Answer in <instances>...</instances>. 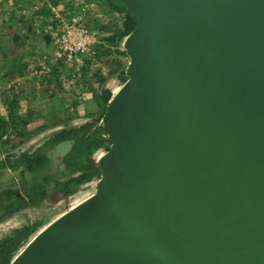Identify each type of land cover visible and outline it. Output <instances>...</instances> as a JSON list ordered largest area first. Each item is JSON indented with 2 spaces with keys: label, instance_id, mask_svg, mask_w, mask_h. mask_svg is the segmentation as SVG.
<instances>
[{
  "label": "water",
  "instance_id": "95a60500",
  "mask_svg": "<svg viewBox=\"0 0 264 264\" xmlns=\"http://www.w3.org/2000/svg\"><path fill=\"white\" fill-rule=\"evenodd\" d=\"M115 1L100 179L7 264H264V0Z\"/></svg>",
  "mask_w": 264,
  "mask_h": 264
},
{
  "label": "trees",
  "instance_id": "16d2710c",
  "mask_svg": "<svg viewBox=\"0 0 264 264\" xmlns=\"http://www.w3.org/2000/svg\"><path fill=\"white\" fill-rule=\"evenodd\" d=\"M97 2L111 13L126 15L122 33L108 38L106 42L109 46L105 49H103V43L98 44L96 47L98 59L103 64L104 56L111 55V51L117 55H126L125 51L121 50V44L136 24L133 18L115 0H98ZM41 12L42 10L38 13ZM14 44L18 47L24 46V42L17 37L14 38ZM22 57L12 59L7 71L0 75L1 79L16 78L22 73L25 74V70L28 69L29 65L21 62ZM117 67L106 74L100 71L93 76L99 89L97 93L92 94V98L96 103L101 101L104 109L103 113L106 110L107 101L113 94L111 90L106 88V85L111 80L112 73L117 70ZM126 67L120 72L123 83L128 80L125 74ZM63 74L64 66L59 63L54 64L52 73L46 78L48 85L55 89H63ZM81 80L83 82L88 81L86 77ZM79 81L76 83H79ZM17 91L16 88H11L8 90V94L3 96L8 115L4 116L0 113V173L3 171L17 174V177H11L9 183L3 182L0 174V223L22 210L40 207L52 194L62 195L64 198L69 199L82 187L89 188L93 182L100 179L101 169L97 164V160L102 152L109 150L111 145V142L98 128L103 113L79 125H73L74 115H68L56 122L43 124L39 128L30 130L29 120L34 115L30 110L24 113L21 112L20 92ZM91 102L88 101V103ZM77 105H79V102L76 100L74 106L77 108ZM57 127L62 128L54 131L42 146L34 150L30 148L23 150V146L31 139ZM66 142L71 143L72 146L69 153L63 158L65 169L61 173L63 178H57L52 174H42L51 163L45 149ZM50 219L51 217L26 225L20 230H14L2 237L0 239V264H7L13 254L21 248L32 234Z\"/></svg>",
  "mask_w": 264,
  "mask_h": 264
},
{
  "label": "rangeland",
  "instance_id": "374dc122",
  "mask_svg": "<svg viewBox=\"0 0 264 264\" xmlns=\"http://www.w3.org/2000/svg\"><path fill=\"white\" fill-rule=\"evenodd\" d=\"M20 2L22 4H29V5H26V6L24 5L23 9L19 10L17 14L15 13V15H12V8L16 6L21 7L20 3L19 4L13 3L12 0H0V24H1V27H0V71H1V74L7 71V68L12 63L13 58H17L21 56L26 58L25 56L28 55L30 57L28 68L31 69L30 70L31 72L33 69L38 68L41 64L51 63L55 57V46H54L52 38L54 37L56 33L54 29H56L55 24L57 21L54 20L53 22H50V19L54 18V15H55V13L50 8L49 4L51 3L49 2V0H39L38 2H35V3L28 2L27 0H20ZM36 6L37 7L41 6V7L37 10L35 9ZM23 10L26 12L25 15H23ZM40 10H43L45 12L48 18L47 23L51 26V28L48 25V27L44 29L45 27L43 28L44 26L43 24L41 25V27L39 25L40 27V29H38L39 32L35 33L37 35V38L35 39V41L29 43L25 39V36H26L25 29L22 30L23 27L22 29H20L19 26H16L12 22V16L16 19L17 16L20 14L22 18H20L17 23L23 26L24 25L27 26L29 23L32 24L34 21L44 22L42 21V18L40 16H39V19L37 18L36 14ZM61 16L63 18H66L63 15ZM66 19H69V18H66ZM43 20H44V16H43ZM15 37L21 39L22 42H24L23 47H18L14 44ZM103 44H104L103 49L109 46L107 42ZM41 48H45V50L41 51ZM40 51L45 53V55L41 56ZM103 60H104L103 67H104L105 74L108 73L109 71L114 70L118 66L117 70L112 73L113 75L111 76V80L106 85V88H108L112 92H115L123 84L122 82L123 78L120 72L128 65L129 57L127 55H117L113 51H111V55L104 56ZM30 74H31L30 76H32L33 79H36L35 74H33L32 72ZM37 78L39 77L37 76ZM6 80L8 79L3 80L0 77V83H5ZM98 89H99L98 83L94 81V78H91V79L88 78V81L83 82V83L79 81L78 84L76 83L74 84L72 90L68 89L69 91L67 93H70V98H68L69 104H67L68 109L66 111H68L71 115H74L75 119L72 122L73 125L83 124L87 120H90L91 118H96L101 113H103L104 109H103V104L101 103V101L96 103V101L95 100L93 101V98H92V94L97 93ZM17 90L19 91V89ZM73 99L74 101L77 100L79 102V105H77L78 106L77 108L74 106V104H72ZM88 101H92V102L88 103ZM57 102L60 108H65L62 105V104L65 105V102L62 103L61 101H58V100ZM23 110L24 112L27 111L26 108ZM32 112L34 116H32L29 120L30 130H34L43 125L40 122L39 113L37 111H32ZM61 128L62 127H57L55 129L48 130L39 136L34 137L25 146H23V150L29 149V148L34 150L42 146L50 138L51 134L54 131L60 130ZM71 146H72L71 143L66 142V143H61L59 145H56L55 147L53 146L47 147L45 150L47 151L46 153L49 156L51 163L49 164V166L46 168V170L42 174H52L53 176L62 179L63 175H61V173L65 170L64 165H63V158L65 157V155L69 153V151L71 150ZM0 174L2 175L1 176L2 181L5 183H9L12 176L17 177V174H12L10 172L2 171ZM95 183L96 182H93L89 188L82 187L75 195L69 197V199L64 198L62 195L52 194L49 196L48 199H46L41 204L40 207L25 209L15 214L13 217H10L9 219L0 223V239L14 230H20L26 225L34 224V223L39 222L40 220H46L50 217L52 219L59 213L63 212L64 209L67 210L69 207H71L76 202L93 194L94 189H95Z\"/></svg>",
  "mask_w": 264,
  "mask_h": 264
},
{
  "label": "crops",
  "instance_id": "0c3cea01",
  "mask_svg": "<svg viewBox=\"0 0 264 264\" xmlns=\"http://www.w3.org/2000/svg\"><path fill=\"white\" fill-rule=\"evenodd\" d=\"M28 2H38L39 0H27ZM98 0H49L53 9L55 11L59 12L60 15H63L66 18H69V20L82 24L85 26L90 27L92 30L96 31L98 33V36L100 38V41L102 43H105L106 40L114 35H119L122 33V29L124 26V22L126 19L125 14L121 13H111L109 10H107L105 7H101ZM13 3H20L21 7H14L12 8V15L17 14V12L24 8V5L29 4H22L20 0H12ZM48 4V3H47ZM23 5V6H22ZM35 5V4H34ZM41 6H39L40 8ZM14 11V12H13ZM24 11V10H23ZM22 15V14H21ZM37 18L44 16V22H38L34 21L32 24H28L27 26H23L18 24L20 14L15 19L12 16V22L19 26L20 29H25V39L27 42L31 43L35 41L37 38L36 32L38 33L43 24V28L46 29L48 27V18L45 14V12L37 13ZM43 15V16H42ZM41 20V19H40ZM41 23V24H39ZM32 25L33 27H31ZM40 25V27H39ZM1 27V24H0ZM10 27V26H8ZM39 27V28H38ZM42 31V30H41ZM40 34V33H39ZM44 51L45 48H41V51ZM41 56H44L45 53L41 52ZM26 58L21 59L22 63H28L29 65V56L26 55ZM33 57V56H31ZM31 69H26L25 74L22 73L21 75L17 76L23 78V83L19 88V100H20V106H21V112L23 113L26 108L27 111H37L40 115V122L42 124H50L53 122H56L64 117H67L68 115H71L68 111H66L68 98H70V93H67L70 88H52L50 85L46 84L44 81H41L40 78L33 79L32 76H30ZM1 74V73H0ZM15 79V78H9L6 80L5 83H0V113L4 116L8 115V109H6L4 105V98L3 96H6L8 94L7 89V83L8 81ZM69 89V90H68ZM16 92V93H17ZM65 92V93H64ZM58 101H61L62 103L65 102V105L62 104L65 108H60L58 106ZM74 99L72 104H74ZM61 105V106H62ZM70 106V105H69ZM38 117V116H37Z\"/></svg>",
  "mask_w": 264,
  "mask_h": 264
},
{
  "label": "built area",
  "instance_id": "2783aa9c",
  "mask_svg": "<svg viewBox=\"0 0 264 264\" xmlns=\"http://www.w3.org/2000/svg\"><path fill=\"white\" fill-rule=\"evenodd\" d=\"M50 8L55 13L50 22L57 21L56 29H54L56 33L53 37L55 57L51 63L41 64L31 72L48 84L46 78L52 73L54 64H62L64 66L63 87L72 90L77 81L80 80L83 83L81 79L85 77L91 79L97 72L104 73L103 64L98 59L96 50L97 45L102 42L96 31L63 18L52 6ZM35 9L38 10L39 7L36 6ZM25 14L26 12L23 11V15ZM41 18L43 19V17ZM49 27L51 28L50 25ZM22 83V77L12 79L7 83V89H19Z\"/></svg>",
  "mask_w": 264,
  "mask_h": 264
}]
</instances>
